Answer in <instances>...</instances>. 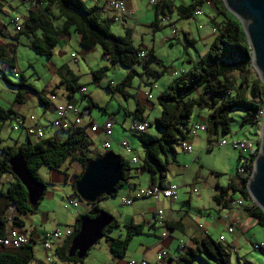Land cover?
I'll return each mask as SVG.
<instances>
[{
	"label": "rangeland",
	"instance_id": "obj_1",
	"mask_svg": "<svg viewBox=\"0 0 264 264\" xmlns=\"http://www.w3.org/2000/svg\"><path fill=\"white\" fill-rule=\"evenodd\" d=\"M145 1L146 2L140 6L139 14H136L135 17L131 16L129 19H126L125 22H123L124 19L113 20L110 31L114 36L125 37L128 35V30H131V45L133 48L137 49L140 54H144L145 50H143V48L147 46L149 49L146 50L151 49L153 45L151 40L152 34L156 33V37L159 36L158 40L164 41V43H162L161 46H156L159 58L150 64V68L156 70L158 73H163L164 68L168 70L173 67L179 70L181 67L180 57L183 53L182 46L185 47L186 45L182 32L187 31L192 37L197 38L198 32L201 35L206 32V29L209 30V28H207L208 24L205 23L208 22L209 16L212 14L215 16L216 14L207 3H203L198 9L200 13L199 16L190 19L177 18L175 13H170L164 9L163 14L160 12L158 13L157 20L164 18L166 19L165 23H163V26L159 25L160 28L155 30L151 26V23L155 19L153 8L147 4V0ZM5 2H7V0H5ZM84 2L88 7L96 6L91 0H84ZM10 4L16 7L20 3L11 2ZM215 17L218 22L221 21L220 17ZM118 18H120V15ZM8 19L9 18H5L3 14L0 15V22L5 23L6 29L9 32H13V26L9 23ZM136 20L139 21L136 22ZM169 22L173 25L172 27L175 28L174 30L182 41L180 45L177 44L175 40L170 39L171 28L168 25ZM207 32L211 34L213 38L216 36V30L212 27ZM14 37H17V35L9 36L0 32V45H5L7 48L12 49L15 58V69L12 71L0 64V108H11L15 112L18 110L27 119L29 116H33L37 121L41 122L42 126L46 127L45 135L47 137L55 135L56 137L62 138L61 133L50 126L56 116L53 109L56 106L66 105L68 103L75 104L78 107L83 105L90 107V101H92L94 106L90 108L91 119L99 126H102L105 121H109L113 128L111 141L108 139H99L89 131L86 132L87 138L90 141L88 155L90 157H95L96 153L103 154L106 151H112L125 160L130 161L133 155L125 152L119 144L122 139L128 136L130 146L137 151L141 158L138 164L131 166L132 169L129 171L130 179L126 184H123L117 189L116 195L111 198L103 197L97 203L101 212L109 214L118 222V228L113 229L111 232H105L99 242L87 252L86 256L80 262H65V264H127L130 261L139 262L140 257L138 253L141 250L140 244H142V246H150L146 241H149V243H154V241H156L154 237H151L152 235H147V228H144V234L133 237L122 259H117L110 254L105 238L123 239L125 235L123 218L127 215H131L134 208L151 203V200L141 199L134 200L130 206H121L120 198L128 195V192L122 189L128 187L129 184L132 183L139 188H144L145 186L147 187L149 183L148 173L141 168L144 148L137 138L128 135V127L133 120V113L135 111L134 96L138 93L141 85L140 80L143 78V80L146 81L145 79L149 78L152 81L154 78L143 74V67L140 64H136L133 67L135 75L132 80L129 84L122 86L130 69L113 64L110 60L102 57L99 46L91 50H83L78 43L79 37L73 28L69 29V36L66 37L67 39L63 44L58 42L50 58L35 54L29 47L31 40L25 36L20 35L17 37V40H15ZM169 42H172V47H170L171 45ZM191 51H194V49L191 48ZM71 54L75 56V59L71 57ZM63 66H66V68ZM101 68H106V70L103 72L101 78L95 81L92 73ZM59 69H63V71H58ZM67 70H70L74 74V78L83 86L84 90L83 93H74L71 99L67 98V89L65 85L59 83L61 76L64 79L71 77ZM141 73L142 78L140 77ZM20 74L23 76L26 83L50 102L51 107L40 105L37 95L30 90L26 91L23 95L21 105L15 102V95L18 91L16 85L21 81L19 77ZM251 78H258V74L253 68L251 71ZM155 93L153 94L154 109L146 108L145 110L144 121L148 124L146 131L148 134H153V132L157 130L154 123L160 115V108L157 105V95ZM208 114L209 110L207 109H193L188 125L193 122L205 123L204 120H206ZM229 116L231 119L229 134H223L221 131H218L216 135L200 132L196 137L187 138L185 141L187 145L190 146L192 155L183 152L180 146L182 142L181 139H179V143L175 146V154L170 152L167 154L169 163L166 165L167 176L163 181L164 183L173 179L171 178L172 175H170L171 170L175 169V171H179L182 169L183 165H187L188 167V169L185 170L186 175L184 183H182L183 187L177 192V203L180 201V205L186 207V205L183 204L185 202H182V200L190 196L192 204L189 207V212H199L196 210V208H198L196 199L198 196H201L202 207L200 208H202L203 211L200 212L213 213L212 209L209 211L207 210V205L213 206L215 204L212 198L214 194L218 193L215 185L225 186L230 180L236 179L238 176L237 169L241 166L242 161L249 157L247 152L240 153L231 143L232 141L239 140L254 142L257 136L256 128L255 126L241 124L244 114L240 110L231 111ZM83 121L86 123L87 120L84 119ZM13 123L14 121L7 119L2 124L0 131V157L2 156L1 148L15 145L16 138H18V144L25 143L27 140L24 130L20 129V127L17 128V132L11 133ZM28 123L29 122L26 120V124ZM258 129L260 130V125ZM206 138H208L207 141ZM221 141H225L227 144L218 146ZM104 143H108L107 149H102ZM239 156L242 160H240ZM93 159L96 158H92L91 160ZM67 163L63 165L59 172L45 166L37 170L36 174L40 182L45 186L44 195L36 206L34 213L17 215L23 222V226L14 229L24 230L27 236L33 234L34 245L31 247L32 258L27 264H62L59 257L55 254L54 248L50 251V261L46 259L45 254L47 251H44L40 241L45 235L53 231H58L60 235H64L65 231L74 225L76 217L84 212L83 208L80 206L76 209L72 208L67 201L69 197L77 199L73 194V189L70 184H64L61 181L63 178L62 172L69 174L72 171L71 169L76 165L75 162ZM80 170L81 166H79L74 176L78 175ZM183 171L184 170H182V175L184 173ZM175 183L178 185L181 184V182ZM6 186L7 184L4 185V189ZM192 189H195L197 193L193 194L191 192ZM34 230L35 233H33ZM165 231L166 230H163L161 227L152 229V233L156 234V236H160ZM173 232L174 233L171 232V237L169 238V240L171 239L172 241L170 249L168 251L166 248L164 249L167 254V259L163 264L168 263L169 256L172 258V264H176L178 258L185 253L183 250H178V238L181 237L182 240L185 239L179 232ZM211 236L215 239L217 234L211 233ZM249 237L255 242H264V227L256 226L251 231V235L249 234ZM231 253L232 264H236L237 258L240 256H243V260L247 261L248 264H264V251H254L249 242L248 244L242 245V249L237 255H235L232 250ZM206 263H208L207 258L203 254L196 253L195 257L190 258L189 261L183 262L182 264Z\"/></svg>",
	"mask_w": 264,
	"mask_h": 264
},
{
	"label": "trees",
	"instance_id": "obj_2",
	"mask_svg": "<svg viewBox=\"0 0 264 264\" xmlns=\"http://www.w3.org/2000/svg\"><path fill=\"white\" fill-rule=\"evenodd\" d=\"M28 2L37 7L36 11L29 12L22 22L21 31L16 35L17 37L23 35L30 39L29 47L35 54L50 58L58 42L69 36V29L73 28L79 37V45L82 49L91 50L99 46L102 57L110 60L113 64L130 69L122 86L129 84L132 80L135 75L133 67L136 64L143 67L146 76H152L154 79L161 77L162 73L150 68V64L157 60L153 50L143 49L145 56L139 57V51L131 45L130 35L114 36L110 31L113 18H103L101 11L96 6L87 7L81 0H28ZM206 2L212 4L216 15L221 18V21L214 24L217 31L216 36L197 65L192 70L175 77L159 95L160 115L154 123L159 135L154 136L146 131L139 135H133L144 148L141 168L150 175L151 183L158 182L159 187H162L166 176L167 154L169 152L175 154V146L179 143V139H185L188 134L189 127L192 125H188V123L193 109L209 110L205 122L206 133L212 135H216L218 131L229 134L231 123L229 115L233 110H240L244 114L242 125L258 128L261 122L264 86L258 78H251V52L245 34L239 21L226 10L222 0H191L190 4L186 6L176 7L168 0L167 4L154 8L155 19L151 26L158 30L157 14L159 12L163 14L164 9L170 13H176L180 19H190L194 17V12ZM2 7L3 5L0 3V12ZM58 19L62 20L60 27H56L53 23V20L56 22ZM17 37L14 39L17 40ZM13 52L5 45H0V64L11 71L15 69ZM105 70L106 68H101L93 72L94 80H99ZM19 77L21 81L16 85L18 91L15 95V102L21 104L23 95L30 90L37 95L40 105L48 107L49 101L26 83L21 74ZM60 84L65 85L68 99L83 89V86L76 83L74 77H70L69 80L60 78ZM93 106L94 104L90 101L89 108ZM140 111L141 109L136 107L133 119L143 122L144 119L141 117ZM15 115H17L16 112L11 108H0V131L2 124ZM89 145L90 141L86 132L77 129L67 134L62 140L56 137L41 141L27 138L25 143L1 148L0 177L8 174L14 179V183L3 194L7 203L15 204L16 215L12 224L14 228L23 226V222L18 219L17 215L32 214L37 205L31 207L28 204L24 188L9 171V160L15 156H21L35 181H40L36 174L40 167L45 166L59 172L67 162L75 161L82 167L78 175H73L69 179V175L62 172L64 184L69 180L70 186L73 187L82 174L85 161L99 158L102 155L96 153L95 157H90L88 155ZM239 158L242 160L240 156ZM253 158L243 161V175H238L236 179L230 180L225 186H216L218 194L213 197V202L222 209H226L230 205L232 206L234 201L241 200L242 205L238 208H241L246 216L255 222L256 226L264 227V213L254 205L246 189L252 171ZM120 160L123 183H120L117 189L128 182L129 171L132 169L129 161L121 156ZM85 206L88 210L76 217L71 238L63 246L55 249V254L61 262H80L75 258L67 257L70 241L76 234L82 218H94L101 212L97 204ZM118 226V222L113 220L105 232H111ZM166 226L167 230H174L173 223H167ZM5 227V217L2 213L0 214V237L4 235ZM124 229L123 239L105 238L110 254L117 259H122L125 256L134 236L144 234L142 224L129 223ZM194 245L195 249L186 250L178 258L176 264L189 261L190 258L196 256V253L203 254L207 258L208 263L206 264H232L231 245L223 244L208 235L200 242H194ZM31 247L24 246L17 250L1 249L0 264H27L32 258ZM236 264H248V262L237 261Z\"/></svg>",
	"mask_w": 264,
	"mask_h": 264
},
{
	"label": "crops",
	"instance_id": "obj_3",
	"mask_svg": "<svg viewBox=\"0 0 264 264\" xmlns=\"http://www.w3.org/2000/svg\"><path fill=\"white\" fill-rule=\"evenodd\" d=\"M81 1L85 4L84 0H81ZM169 1L171 2V4L174 7L181 6V5L186 6V5L190 4V2H191V0H188V1L187 0H169ZM145 2H146L145 0H126L125 9L127 8L126 10L131 14V16L135 17L136 14H139V12H140L139 11L140 6ZM0 3L3 5V7L1 8L0 15L3 14V16H5V18H10L14 15H19L21 17L22 21H24L26 19V17L29 15V12H35L36 8H37L34 5L29 6L26 4H19L16 7H13L11 4H8L7 2H5V0H0ZM206 3L209 5L210 8H212L213 12L216 14V11L214 10L212 4L208 3V2H206ZM95 5L101 11L103 18H110L111 19L114 16L119 15V14L113 15V13L108 10L107 5L105 4V0H99V2ZM153 11L155 14L154 9H153ZM196 11H198V10H196ZM215 16H217V15H215ZM215 16L213 14L211 16H209L208 22L205 23V24H208L207 28H209V30L211 27L214 28V30H216L214 24L217 23L218 21H217V18ZM154 17H155V15H154ZM196 17H193V18H196ZM177 18H178V16H177ZM137 21H139V20H136V22ZM53 23L56 27H60L62 20L58 19L56 22L53 20ZM168 25L170 26L171 31H172V28L175 29L174 27H172L173 25L170 22ZM209 25H211V26H209ZM159 28H160V26L158 25V29ZM155 30H157V29H155ZM209 30L206 29V32H204L201 35L198 32L197 38L192 37V35L189 32L182 30L183 31L182 35L184 37V40L186 41V45H185V47L182 46L183 53H182V56L180 57L181 67L179 70H176L173 67L168 69V70H166V68H164L163 73L166 75H164L162 73L160 78L154 79L152 81L149 78H146L145 79L146 81H144L142 78V73L140 74V77L142 78L140 80L141 85L139 87L138 93L134 96V102H135V109H136V107H139V109H141L140 115L143 119L145 118L146 108H150L152 110L154 109V103H153L154 96H153V94L156 92L155 93L157 95L156 102L158 105L159 95L165 90V88L170 84V82L175 77H177L174 74L177 73L180 75V73H185L188 70H192L193 67L197 65L199 60L205 55V53L207 52V50H208V48L212 42L211 39L213 38L211 36V34H208L207 31H209ZM0 32H3L5 35H9V36H13V35L17 34L14 31H13L14 34H13V32H9L6 29L5 23H1V22H0ZM128 34L130 35V38H131L132 37V31L128 30ZM216 34H217V31H216ZM66 39H67L66 37L61 39L59 41V43L61 42L60 44H63V42ZM158 39H159V36L156 37V33L152 34L151 40H152L153 45L151 46V50H153L156 58H159V54L156 50V46L157 45L161 46L162 43H164V41H159ZM170 39L175 40L177 42V44H179V45L182 42L179 35L176 33V31H175L174 35H172V33H170ZM78 43H79V40H78ZM169 43L171 45L170 47H172V42H169ZM143 47H146V46H143ZM191 48L194 49V51H191ZM143 49H149V47L147 46L146 48H143ZM143 55L145 56V54H143ZM63 67L66 68V66H63ZM58 71H63V69H59ZM70 72L71 71L69 70L68 73L71 75V77H74V74L72 72L71 73ZM143 74H144V72H143ZM60 76H61V74H60ZM61 78L64 79L62 76H61ZM69 79L70 78H68L67 80H69ZM59 83H60V80H59ZM76 83L80 84L78 81H76ZM147 96H148V98H147ZM71 97L73 98V95H71ZM18 105H21V104H18ZM48 106L51 107L50 102H49ZM16 114L18 116H23L21 114V112H19L18 110L16 111ZM92 121H93V119H92ZM135 121H137V120H135ZM106 122H109V121H105L104 123H106ZM137 122H141V121H137ZM204 122H206V120H204ZM193 123H195V122H193ZM193 123H191V124H193ZM255 128H256L257 136H256L254 142H258L260 139L259 138L260 130L257 127H255ZM85 132H87V130H85ZM92 134H94L99 139H103V140L106 139L100 131H98L96 133H92ZM151 135L158 136L159 132L156 130ZM52 137H56V136L51 135L50 137L49 136L47 137L45 135V139L46 138H52ZM64 137L65 136L62 135V138H59V137H56V138L62 140ZM187 138H189V137L186 135L185 139H187ZM180 139H182V138H180ZM207 140H208V138H206V141ZM17 141H18V138L15 139V143H16L15 145H19ZM189 155H192V154H189ZM136 157H140L139 154L137 153V151H136ZM73 162H75V161H71V163H73ZM75 163H76V165L71 169L72 170L71 173L68 174L69 179H70V177H72L73 175L76 174V172L78 171V168L80 166L77 162H75ZM168 163H169V160H168ZM185 166L187 167V165H183L182 169L179 171H175V169L171 170L170 175H172L171 178H173V179L170 181H167V183L163 182V184L161 186L165 187L167 185H177V186H179V189H181L183 187L182 183H184V178L186 175L185 170L188 169V167L184 168ZM67 167H69V166H67ZM81 170H82V167H81ZM81 170H80V172H81ZM182 170H184L183 175H182ZM148 176H149V183L147 186H150V185L158 186V182H155V184H152L151 180H150V175L148 174ZM166 176H167V173H166ZM180 177H181V181H180ZM61 181L64 183V178H62ZM175 182H181V184L178 185ZM13 183H14V179L11 175L5 174V175H2L0 178V214L4 213L6 206L8 204L7 200L5 198H3V194L6 192V190ZM67 183H70V181L68 180ZM6 184H7V186L4 189V185H6ZM217 185L218 184L215 185V188ZM130 186H135V184L131 183V184H129L128 187H124L122 189V190L128 192V195L130 193V190H129ZM217 194L218 193L214 194L212 196V198ZM177 200L178 199H176L174 202H169V201H164V200H161L158 202H155V201L152 202V200H151L150 204L143 205L142 207L140 206V207L134 208L131 215H127L123 218L124 227L126 225H128L129 223L142 224L144 226V228H147V230H148L147 235H152L151 237H154L156 239V241H154V243L153 242L149 243V241H146V243L149 244L150 246H142V244H140L141 250L138 253V255L140 257L139 261L144 260L147 262V264L157 263L156 262V255L159 252L164 251L165 248L167 249V251L170 249V247L172 245V241H171V239L169 240V238L171 237L170 236L171 232L174 233L173 231L179 232L181 234V236H183V238L185 239V240H182L181 237L178 238V242H179L178 250H180V251L183 250L184 252L188 249H195L194 242H200L207 235L212 237L211 233L217 234V237L215 239L213 238L214 240H217L220 235H223L225 237V243L236 247V255L242 249V245L248 244V242L249 243L250 242H254V243L261 242V241L255 242V241L251 240V238L249 237V234L251 235V231L256 227V224L254 221H252L250 218H248L246 216V214L243 212V210L241 208H238L235 205H232V206L230 205L228 208L222 209L220 206H217L216 204H214L213 206H211V205L209 206V204H208L207 210L209 211L212 209L213 213L200 212V211H203V209L200 208V207H202L201 206L202 197L198 196L196 199V201L198 202V204H197L198 208H196V210L199 212L198 213H192V212H189L190 211L189 207L192 204L190 196H187V198L182 200V202H185L183 204H185L187 208L181 206L180 201H179V203H177ZM80 207L83 208V210H84L83 213H85L88 210V208L83 204H81ZM158 210L164 211L165 218L167 219V221H165V228L161 227V228H163V230L167 229V226H166L167 223H173L174 230L169 231V236L165 237V238H161L160 237L161 235L156 236V234L152 233V229L160 228V226L156 225L155 221H154V215ZM74 224H75V221H74ZM231 225L235 226V230L232 234H228L226 232V228L228 226H231ZM18 230L21 233L25 234L24 230L23 231L20 229H18ZM68 231L71 232V234L69 236L66 235V233ZM73 231H74V225L65 231L63 236L66 239L63 241L61 246H63L65 244V242L69 238H71V236L73 235ZM204 232H206L207 235H205ZM33 233H35V230L33 231ZM143 233H144V230H143ZM32 235L27 236L25 234V236L29 240L33 241ZM225 243H223V244H225ZM55 249L56 248H54V250ZM242 257L243 256L238 257L237 261H244ZM153 261H154V263H153ZM172 263H173L172 258H170V256H169L168 263H166V264H172ZM62 264H65V262H62ZM161 264H163V263H161Z\"/></svg>",
	"mask_w": 264,
	"mask_h": 264
},
{
	"label": "built area",
	"instance_id": "obj_4",
	"mask_svg": "<svg viewBox=\"0 0 264 264\" xmlns=\"http://www.w3.org/2000/svg\"><path fill=\"white\" fill-rule=\"evenodd\" d=\"M11 2H18L20 4H26L29 6L31 5L28 0H7V3L10 4ZM92 3L97 4L99 0H91ZM125 2L126 0H105V4L107 5V8L109 11L113 13V15L119 14L120 18L118 16H114V20H123L125 22L126 19H129L131 14L125 9ZM168 3V0H147V4L152 7L153 9L155 7H160ZM199 11L194 12V17L199 16ZM164 18L158 19V25L163 26L165 23ZM9 23L13 26V30L15 33H18L21 31L22 27V20L19 15H14L9 18ZM172 35L175 34L174 29L172 28L171 31ZM73 59H75L74 55H71ZM139 57H144L143 54L139 55ZM182 74V73H180ZM175 76H178L179 74L175 73ZM84 90H81V93H83ZM148 98V96H147ZM52 100V99H51ZM55 113V119L51 122L50 126H52L54 129L59 131L62 135L66 136L67 134L71 133L74 130L82 129L87 130L90 133H96L100 131L103 136L111 140L112 137V124L109 122L104 123L102 126H99L95 124L90 116L91 109L89 106H76L75 104H66V105H60L56 106L54 108ZM84 119H86V123H84ZM11 120L14 121L13 126L11 128V133L17 132V128L20 127V129L24 130L25 135L28 139H31L33 141H41L45 139V128L41 125V122L37 121L33 116H29L28 119L25 116H12ZM26 120L29 122L26 124ZM148 124L143 122H137L134 119L130 123L128 127V135H139L147 131ZM207 126L206 123H193L189 127V132L187 136L190 137H196V135L200 132H206ZM182 142L180 143L181 149L186 154H192V150L189 145L185 142L186 139H181ZM257 143L258 142H249L246 140H239V141H232L231 145L237 149L240 153L247 152L249 154V157L247 159H244L243 161L249 160L251 157L255 158L257 155ZM227 143L225 141H221L218 146H224ZM120 146L124 149L125 152H128L132 154V158L130 159V165L134 166L138 164L141 160L140 157H136V150L132 149L128 142V136H126L124 139L121 140ZM108 143H104L102 145V149H107ZM209 148V147H208ZM253 158V159H254ZM237 169L238 175L244 174V164ZM184 168H187L186 166ZM179 186L177 185H167V186H155L150 185L144 188H139L136 186H130V193L126 197L120 198V204L122 206H130L134 200H141V199H149L155 202H158L160 200L174 202L177 199V192H178ZM193 194H196L197 191L195 189H192L191 191ZM67 201L69 205L76 209L79 206H81V202L78 199H72L67 198ZM235 206H241L242 202L241 200H236L232 203ZM16 215V209L15 204L12 202H9L6 206V209L4 211V217H5V233L2 237H0V249L4 250H17L24 246H32L34 245V241L29 240L25 234L21 233L18 229H14L13 227V220ZM154 221L155 224L164 227L165 228V221L167 219L165 218L164 211L158 210L154 215ZM235 230V226L231 225L226 228V232L228 234H232ZM71 232H67L66 235L69 236ZM205 235H207L206 232H204ZM169 236V230L166 229L164 233L161 234V238H165ZM66 238L63 235H60L58 231H54L48 235H45L43 239L40 241L42 243L44 251H47L46 259L50 261V251L53 248H58L61 246L63 241ZM217 241H225V237L223 235H220L217 239ZM252 249L254 251H264V242H258V243H252ZM232 252L236 253V247L232 246ZM167 259V254L165 251H161L156 255V262L157 264H161ZM127 264H147L146 261L142 260L139 262L130 261Z\"/></svg>",
	"mask_w": 264,
	"mask_h": 264
},
{
	"label": "water",
	"instance_id": "obj_5",
	"mask_svg": "<svg viewBox=\"0 0 264 264\" xmlns=\"http://www.w3.org/2000/svg\"><path fill=\"white\" fill-rule=\"evenodd\" d=\"M226 10L241 24L251 52V67L258 74L264 86V0H222ZM9 171L26 192L31 207L42 199L45 186L35 181L21 156L12 157ZM120 156L106 151L99 158L87 160L79 179L73 184L76 198L85 205H96L103 197L115 195L120 183H123ZM247 193L256 207L264 213V95L260 122L259 150L253 159L252 171L246 184ZM114 219L105 212L96 217H84L78 230L72 237L67 257L81 261L87 252L103 237L105 229Z\"/></svg>",
	"mask_w": 264,
	"mask_h": 264
},
{
	"label": "bare ground",
	"instance_id": "obj_6",
	"mask_svg": "<svg viewBox=\"0 0 264 264\" xmlns=\"http://www.w3.org/2000/svg\"><path fill=\"white\" fill-rule=\"evenodd\" d=\"M258 150H259V144H258V147H257V153H258ZM221 243H225V241H219Z\"/></svg>",
	"mask_w": 264,
	"mask_h": 264
}]
</instances>
